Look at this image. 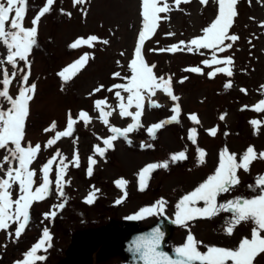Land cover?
Listing matches in <instances>:
<instances>
[{
    "label": "rangeland",
    "instance_id": "rangeland-1",
    "mask_svg": "<svg viewBox=\"0 0 264 264\" xmlns=\"http://www.w3.org/2000/svg\"><path fill=\"white\" fill-rule=\"evenodd\" d=\"M44 3L45 0H29L25 26H32V19ZM169 3L171 4L172 0H169ZM52 7L53 10L39 22L37 45L29 58V82L37 84V92L30 104L25 142H31L32 145L40 143L42 146L41 152L31 165L37 172V185L40 182L42 165L57 150L68 160H72L74 152L78 150L79 167L70 165L68 168L65 180L71 182L64 188L65 198L56 194L53 185L51 195L44 201L34 202L30 209V226L18 240L14 236L9 237L7 231H0V264H15V261L23 259V254L39 240L44 227L50 230L52 247L39 253L47 258L37 264L56 263L64 255V249L77 228L113 222H117L121 227L128 217L137 213L140 208L150 206L161 198L167 201L165 212L139 219L138 226L154 223L166 215L174 220L175 205L182 196L192 191L208 175L213 174L223 148L227 147L230 152L238 154V157L250 145L255 146L257 153L264 151V124L260 126L259 134H254V127L250 124L253 119L264 121V113H258L251 107L264 99V88L261 87L264 86V27L261 26V22H264V0H239L238 16L230 29V34L238 35L239 40L234 42L233 47L226 53L219 54L231 55L234 59V75L230 78L224 74L209 78L206 74L185 71L186 68L194 66L202 67L205 73L210 71L211 69L202 64V60L211 58V50H185L177 53L151 51L170 47L179 40L187 41L201 34V29L217 14V5L212 3V0H209L207 6L202 5L200 0L182 3L181 10H173L168 14L169 20L160 22L156 34L145 43L144 56L149 64L156 65L154 71L158 76L173 77L174 93L180 97L179 103L182 107L180 122L166 125L157 132L154 139L147 132L151 124L173 115V102L166 94L158 92L154 99L162 107L153 108L146 101L142 117L144 127L129 134L131 143L119 138L115 141L114 148L109 149L103 158L97 155L95 158L98 163L94 166L92 176L86 173L89 157L93 155L95 145L100 144L103 147L100 138L111 134L109 128L97 118L94 101L107 98L108 103L113 106L118 103L114 92H108L106 89L114 83L123 82L113 79V72L120 71L123 76L129 71L127 64L134 52L137 33L141 27V0H89V3L75 7L73 0H55ZM82 8L87 10L86 16L83 15ZM61 9L71 12V17L62 13ZM169 32L175 35H166ZM90 34L108 39L109 44L97 43L94 48L69 47L77 37H87ZM85 52L94 55V59H90L83 70L65 83L58 73ZM4 54V46L0 44V56ZM117 61L123 67H119ZM19 67L25 68L24 62H19ZM8 70L11 72L13 69L8 66ZM184 77L187 79L181 83ZM229 80L232 81V87L226 88L225 84ZM100 84L105 85V90L90 97L89 93ZM18 86L19 81H14L11 87L14 96ZM241 89H246V94ZM245 105L249 107L245 108ZM69 110L74 116L80 110L88 111L93 120L87 126L83 122L79 123L72 137L61 138L52 147H45L52 133H46L44 129L52 121H56L58 130H63ZM191 113L198 115L200 124H194L189 119ZM225 113L226 118L220 120L219 117ZM131 122V118H121L117 114L111 117V123L120 128ZM215 126H218L219 131L213 137L206 130ZM192 127L198 129L195 144L188 139ZM197 145L207 152L206 162L203 164L198 162ZM185 149L187 159L170 162L168 168H158L151 172L145 189L140 190L138 173L142 168L149 163L170 161L171 154ZM5 154L0 150V158ZM7 167L5 164V169ZM56 168L54 163L51 177L53 180ZM260 174H264V160L257 159L251 165L250 171H239L240 184L232 191L221 194L218 202L224 203L237 196L248 197L255 194L248 185L254 184L255 178ZM120 178L128 181L126 198H122L123 190L115 184ZM93 186L99 191L94 202L89 204L86 197ZM17 192L18 189L14 188V199ZM63 199L67 200L65 208L54 209L53 206L63 202ZM118 199L121 200L119 204L116 203ZM53 210L57 215L45 219L43 214ZM231 215V212L221 211L211 218L197 217L186 226L175 224L169 245H173V248L181 245L186 242V237L191 232L197 240L203 242L200 245L201 251L206 250V245L236 247L243 237H250L252 225L242 223L235 228L232 235H227L224 227ZM10 229V232L14 233L15 225ZM115 242L116 240L110 241L111 244ZM6 246L8 249H5ZM95 264H125V259L121 254L115 253L109 255L102 263ZM254 264H264V254L258 256Z\"/></svg>",
    "mask_w": 264,
    "mask_h": 264
},
{
    "label": "snow or ice",
    "instance_id": "snow-or-ice-1",
    "mask_svg": "<svg viewBox=\"0 0 264 264\" xmlns=\"http://www.w3.org/2000/svg\"><path fill=\"white\" fill-rule=\"evenodd\" d=\"M55 0H45L42 7L38 8L37 15L32 19L30 27L25 26L24 20L29 11V0H0V44L4 46L5 53L0 56V150L6 154L0 158V231H7L15 225V231L8 232L9 237L14 236L17 240L22 236L30 226V209L34 202L44 201L52 194L53 185L56 194L60 198H65L64 188L70 180H65L69 166L79 167L80 157L78 150L74 152L72 160H68L59 150L42 165L41 178L37 185V172L31 165L34 163L38 154L41 152L40 143L32 145L31 142H25L26 125L30 116V104L33 101L37 84L30 83L31 62L30 55L37 45L38 25L41 18L53 10ZM89 3V0H73V6H83ZM191 3V0H141V27L137 33V40L134 45V52L128 61V73L123 75L120 71L112 73L113 79H119L123 82L114 83L106 90L114 92L118 101L116 106L108 103L107 98H100L94 101V108L98 113V119L109 128L110 135L102 137L103 147L100 144L95 145L94 153L89 157L86 173L93 175L94 166L98 163L95 158L97 155L103 158L109 149H113L115 141L124 138L131 143L129 134L136 132L144 127L142 117L145 109V102L148 101L153 108L162 107L154 97L158 92L166 94L173 102L171 115L165 120L151 124L147 132L154 139L157 132L168 124L179 123L182 113V107L179 103L180 97L174 93L173 77L158 76L154 69L155 64H149L144 56V46L146 41L150 40L160 26L162 20L170 19L168 15L173 10H181L180 5ZM204 6L209 4V0H200ZM217 5V14L207 26L201 29V34L195 35L190 40H179L167 48L151 49L159 52H200V50H211V58L202 60V64L207 66L210 71L204 72L200 66L186 68L185 71L207 75L209 78H215L218 74H224L226 77H232L234 72L232 66L234 59L231 55H219L226 53L233 47V43L239 40L236 34H230V29L234 25V20L238 16L237 5L239 0H212ZM62 13L71 17V12ZM84 16L87 15L86 9H81ZM161 14H164L163 16ZM254 19V18H252ZM264 27V22H261ZM173 36L175 33H166ZM230 41L229 43H226ZM97 43L109 44L108 39H101L95 34L87 37H77L69 47L71 49H80L84 46L94 48ZM203 54V53H201ZM124 55V53H121ZM94 59V55L85 52L73 63L64 67L58 76L67 83L81 70H83L88 61ZM19 62H24L25 68L19 67ZM119 67H123L117 61ZM8 66L13 69L11 72ZM27 69V70H25ZM23 73V75H21ZM187 77L181 79V83ZM19 81V86L15 96L11 93V87L14 81ZM226 88L232 87V81L225 84ZM264 88V86H261ZM105 90V85L100 84L89 93L93 96ZM241 91L247 92L246 89ZM245 108L249 107L247 105ZM254 111L264 113V99L251 106ZM134 109V110H133ZM117 114L121 118H131V123L126 127L120 128L111 123V117ZM226 113L219 119L224 120ZM189 119L194 124H200L197 114H189ZM93 117L88 111L80 110L74 116L69 110L66 114V126L63 130H58L57 122L52 121L44 129L46 133H52L47 140L45 147H52L61 138L72 137L76 126L83 122L85 126L91 123ZM250 124L254 127L255 133L259 134L260 126L264 121L253 119ZM209 135L215 137L219 131L218 126L206 130ZM227 135V133H225ZM198 129L192 127L189 130L188 139L194 144L197 142ZM150 146V145H149ZM198 162H206L207 152L204 148L197 145ZM59 158V159H58ZM187 150L173 153L170 161L166 160L160 163H149L138 173L140 181V190L146 187V181L150 179L151 172L158 168H168L170 162L183 161L187 159ZM257 159L264 160V151L257 153L254 145H250L242 153L230 152L225 147L219 153L218 166L213 174L208 175L203 182L199 183L192 191L188 192L175 205V219L173 223L186 226L187 223L197 217L211 218L218 215L221 211L231 212L232 215L224 227L227 235H232L236 227L242 223H250V237H243L236 247H223L218 245H206V250L201 251L202 241L196 239L194 234L189 232L186 242L175 247L174 255L162 251L160 246L164 233L160 228H155L148 236L138 237L131 248L135 253L140 254V259L144 264H254L258 256L264 254V174L255 178L254 184L248 185V188L255 194L245 197L237 196L224 203L218 202V197L223 193L232 191L240 184L239 171H250V167ZM56 163L55 180L52 177L53 165ZM5 164L8 167L5 169ZM15 165V166H14ZM115 184L123 190V197L128 193L126 186L128 181L120 178ZM14 188L18 189L17 196L13 198ZM257 189L259 191L257 192ZM99 189L92 187V191L86 197V202L92 204L96 199V193ZM67 200L63 199L53 206L54 209L63 210ZM116 203H121L117 200ZM203 206H199L200 204ZM167 201L163 198L157 200L154 204L139 209L137 213L128 217L129 219H141L146 216L161 215L165 212ZM45 219L54 218L57 215L55 210L43 214ZM52 236L48 227H44L42 236L39 240L23 254V259L15 261V264H37L45 261L46 256L39 254L46 252L52 247Z\"/></svg>",
    "mask_w": 264,
    "mask_h": 264
},
{
    "label": "water",
    "instance_id": "water-1",
    "mask_svg": "<svg viewBox=\"0 0 264 264\" xmlns=\"http://www.w3.org/2000/svg\"><path fill=\"white\" fill-rule=\"evenodd\" d=\"M136 224V219L128 221L122 230L117 229V225L105 226L101 228H89L85 230H78L72 236V242L66 250V257L58 264H93V253L97 250L98 246L111 238L121 236L117 248L123 253L127 259V264H144V261L140 259V254L135 253L131 248H134V241L141 236L150 235L155 228H160L164 233L163 240L161 242V250L168 252L170 255H174L173 252L165 247V241L171 232V227L164 219L158 224L141 230L133 229ZM128 234L124 232L129 231ZM103 256H100L101 258Z\"/></svg>",
    "mask_w": 264,
    "mask_h": 264
},
{
    "label": "flooded vegetation",
    "instance_id": "flooded-vegetation-1",
    "mask_svg": "<svg viewBox=\"0 0 264 264\" xmlns=\"http://www.w3.org/2000/svg\"><path fill=\"white\" fill-rule=\"evenodd\" d=\"M102 250H104V251L112 250V246H107V245H105V246L102 248ZM99 263H100V262H99Z\"/></svg>",
    "mask_w": 264,
    "mask_h": 264
}]
</instances>
